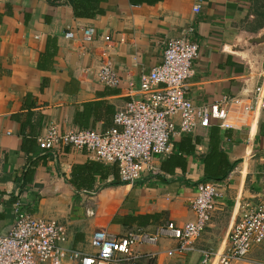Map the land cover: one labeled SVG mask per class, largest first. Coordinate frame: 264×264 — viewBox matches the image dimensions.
<instances>
[{
  "label": "crops",
  "instance_id": "obj_1",
  "mask_svg": "<svg viewBox=\"0 0 264 264\" xmlns=\"http://www.w3.org/2000/svg\"><path fill=\"white\" fill-rule=\"evenodd\" d=\"M198 2L200 12L194 10ZM99 7L103 13L79 17L71 0H0V234L11 231L21 205L67 226L68 255L94 254L91 239L97 229L122 237L137 229L154 234L167 222L184 226L195 220L198 185L215 181V210L194 251L169 256L177 246L169 238L136 248L140 254H155L141 258V264H204L206 251L227 248L242 203L264 200V112L249 121L237 108L235 126L222 129V148L234 168L219 180L206 179L200 159L210 149L211 127L183 132L179 117L174 118L169 152L155 159L161 173L146 169L135 184L120 180L118 164L67 145L55 155L40 147V138L51 124L62 132L112 128L128 99V82H138L159 64L169 40L189 26L200 45L188 94L193 102L248 94L264 83V0H149L139 5L107 0ZM87 27L97 30L93 44L82 40ZM50 38L56 39L58 51L49 63L45 51ZM104 49L124 79L120 86L99 81ZM175 153L186 158V167L162 170ZM68 255L64 264H80ZM233 264H264V246Z\"/></svg>",
  "mask_w": 264,
  "mask_h": 264
},
{
  "label": "built area",
  "instance_id": "obj_2",
  "mask_svg": "<svg viewBox=\"0 0 264 264\" xmlns=\"http://www.w3.org/2000/svg\"><path fill=\"white\" fill-rule=\"evenodd\" d=\"M201 9L202 2H198L194 10ZM194 33L195 28L189 26L181 35L171 38L163 60L149 73L142 74L138 82H128V99L118 109L112 128L104 132L96 129L62 132L58 125L51 124L40 138V147L55 155L62 145L87 149L96 160L118 164L123 183L135 184L146 169L161 173L155 159L170 150L175 117L180 118L181 131L187 133L207 130L215 121L222 129H230L235 126L232 118L237 108L252 118L249 121L259 118L264 112V83L257 84L248 94L225 95L213 103L197 105L189 97L196 74L194 63L200 56ZM96 39V28L84 29L82 40L86 45ZM98 78L107 86H120L124 81L108 49L101 51ZM218 194L215 181L200 183L192 204L196 219L184 226L167 222L154 234L137 229L122 237L97 229L91 239L94 254L71 251L68 255L64 247L68 241L67 226L56 219L37 217L18 205L11 231L0 234V264H64L67 255L80 264H141V258L153 259L155 254H140L136 248L142 244L155 246L163 238L177 241L176 248L168 251L169 256L194 251L197 239L211 222ZM88 214L93 216L95 211L88 210ZM257 246H264V200L258 204L242 203L227 248L223 252L206 251L203 262L209 264L215 259L218 264H233Z\"/></svg>",
  "mask_w": 264,
  "mask_h": 264
},
{
  "label": "trees",
  "instance_id": "obj_3",
  "mask_svg": "<svg viewBox=\"0 0 264 264\" xmlns=\"http://www.w3.org/2000/svg\"><path fill=\"white\" fill-rule=\"evenodd\" d=\"M107 0H71L76 16L79 17H93L97 14L103 13L99 7L100 3ZM133 4L139 5L149 2V0H131ZM154 2V1H153ZM2 17L0 14V25ZM58 47L56 39L50 38L48 40L45 53L46 60L50 63L54 55L57 54ZM48 56V57H47ZM210 149L207 153L200 156L205 164L206 179H223L228 176L230 171L234 168V163L230 162L229 154L222 148V128L217 124H212L209 132ZM178 166L186 167V158L182 154L175 153L170 158L165 160L162 164V170L167 172H174Z\"/></svg>",
  "mask_w": 264,
  "mask_h": 264
},
{
  "label": "water",
  "instance_id": "obj_4",
  "mask_svg": "<svg viewBox=\"0 0 264 264\" xmlns=\"http://www.w3.org/2000/svg\"><path fill=\"white\" fill-rule=\"evenodd\" d=\"M251 92V91H250Z\"/></svg>",
  "mask_w": 264,
  "mask_h": 264
}]
</instances>
